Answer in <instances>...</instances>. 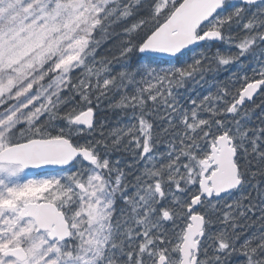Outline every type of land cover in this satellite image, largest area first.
<instances>
[{
    "label": "snow or ice",
    "instance_id": "6c2138e0",
    "mask_svg": "<svg viewBox=\"0 0 264 264\" xmlns=\"http://www.w3.org/2000/svg\"><path fill=\"white\" fill-rule=\"evenodd\" d=\"M0 264H264V0H0Z\"/></svg>",
    "mask_w": 264,
    "mask_h": 264
},
{
    "label": "trees",
    "instance_id": "16d2710c",
    "mask_svg": "<svg viewBox=\"0 0 264 264\" xmlns=\"http://www.w3.org/2000/svg\"><path fill=\"white\" fill-rule=\"evenodd\" d=\"M107 46H105V48H106ZM105 49H101V52H103Z\"/></svg>",
    "mask_w": 264,
    "mask_h": 264
}]
</instances>
